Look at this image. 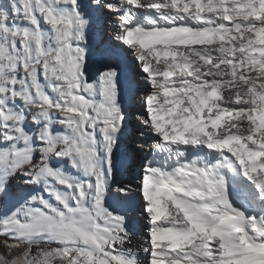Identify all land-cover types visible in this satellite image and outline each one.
I'll use <instances>...</instances> for the list:
<instances>
[{
	"label": "snow or ice",
	"instance_id": "6c2138e0",
	"mask_svg": "<svg viewBox=\"0 0 264 264\" xmlns=\"http://www.w3.org/2000/svg\"><path fill=\"white\" fill-rule=\"evenodd\" d=\"M67 2L0 0V56L17 50L30 54L29 44L22 42L29 39L35 42L37 55L43 54L41 44L49 31H41L42 18L57 43L63 42V47L56 49L55 61L74 77L77 64L72 52L80 49L71 43L73 29H77L75 40L83 41L89 20L79 10L78 0H70L71 8L60 6ZM91 3L117 15L114 39L131 50L149 86L140 98L142 110L135 119L157 137L149 152L167 154L162 157L163 165L154 158L146 162L136 189L131 184L117 188L125 196L135 191L143 200L142 210L150 225L148 246L141 249L144 264H244L264 258V0H171V7L183 5L184 13L193 12L194 6L191 24L181 16L150 15L167 5L149 0ZM138 9L145 10L142 20ZM160 20L170 27L161 28ZM26 67L11 64L17 81L21 80L19 71ZM46 68V64L36 67L32 87L37 94ZM24 77H28L27 71ZM85 82L86 90L99 83L104 100L114 105L95 107L99 116L120 113L119 128L104 121L113 135L107 128L101 129L107 142L105 175L112 176L114 148L127 120L119 103V73L115 67L108 68L95 82L86 78ZM0 83L4 85L0 87V196H4L9 178L25 167L28 182H38L36 177L44 171L59 179L58 172L45 165V156L47 153L50 160L52 155L63 154L33 144V133L25 127L28 111L23 108L30 97L20 94L24 84ZM49 131L54 133L55 127ZM134 148L144 151L139 145ZM34 151L40 153L35 162ZM81 157L85 171L91 172V155L85 159L81 153ZM96 190H107L99 178ZM197 198L206 203L195 204ZM102 199H97V205ZM37 200L32 195L0 218V235L7 237L0 242V264H35V257L42 254L55 257L44 264H59L60 259L73 264L76 253L62 250L59 241H52L57 246L43 253L28 239L52 228L51 217L44 214L47 201L32 206L30 202ZM241 201L252 204L250 214ZM154 206L158 213H153ZM102 212L123 221L118 242L101 246L97 236L91 237L107 257L102 264H133L131 249L123 247L131 237L126 217L108 207L97 214ZM161 222L173 226L153 227ZM59 227V236L72 235L73 225ZM79 234L87 241L86 233ZM86 255L91 264L92 253Z\"/></svg>",
	"mask_w": 264,
	"mask_h": 264
},
{
	"label": "bare ground",
	"instance_id": "6f19581e",
	"mask_svg": "<svg viewBox=\"0 0 264 264\" xmlns=\"http://www.w3.org/2000/svg\"><path fill=\"white\" fill-rule=\"evenodd\" d=\"M166 1L149 0L150 3L167 5L158 14L150 13V15L169 18L181 16L188 23H193L190 18L194 14V6L193 12L184 13L182 11L183 6H180L179 9H173L171 4L168 5L170 2L167 4ZM60 6L72 7L70 0ZM78 7L82 15L89 20V24L86 27V36L83 41L75 40L77 29H73L71 43L73 48L80 49L79 52H72V55L76 57L77 64L74 77L55 61L56 49L62 48L63 42L57 43L55 33L50 32V25H47L42 18L41 31H49L45 32L41 44L43 54L37 55L35 42L29 39L22 42L29 44L30 54L23 52V50H17L11 55L0 56V81L23 83L24 87L20 89V94L30 97L23 108L28 111L29 121L26 122L25 127L33 133V144L37 148H51L53 152L63 154L60 157L52 155L50 160L47 153L45 156V165H50L53 171L58 172L59 179L44 171L36 177L38 182H28L30 178L24 175V171H27L25 167L23 171H17L15 175L9 178V191L3 196V200L10 210L28 200L32 195H36L38 199L30 202L32 206H40L39 200L41 202L47 201L44 204V208L47 209L44 214L51 217L52 228L51 230L45 228L41 233L35 234V239L32 237H28V239L32 240V244L38 249L43 250V253H47L49 249L57 246L52 241H59L62 250L67 249L76 253L73 257V264H89L86 255L88 252L92 253L91 264H102V261L107 259L102 254V247L98 248L92 242L91 237L93 236L99 238L101 246L105 243L110 245L114 240L119 241L123 221L109 216L107 212L97 214L103 208L108 207L115 213L126 217V226L131 237L130 242L123 247L131 249L132 254L129 258L133 264H144L145 254L141 249L148 246L147 233L150 225L147 214L142 210L143 200L135 191L125 196L117 188L131 184L133 189H136L143 175L146 162L154 158L163 165L162 157L167 154L156 156L154 152H149L157 137L153 136L149 129L144 128L135 119L137 113L142 110L141 97L137 90L143 89L146 94L149 91V86L145 81L144 74L139 70L131 50L114 39V33L117 29V15L94 6L91 0H78ZM145 14V10H137V15L141 20ZM159 26L161 28L170 27L164 20L159 21ZM104 40L110 41L115 49L103 45L101 41ZM121 58L127 59L130 74ZM66 61L65 56V63ZM13 63L27 65L24 70L19 71L21 77L19 81L16 80L17 71L11 68ZM45 64L47 68L42 74V82L39 94H37L32 87V81L36 75L37 65L43 68ZM112 67H115L119 73L121 88L119 103L123 112L126 113L127 120L119 133L118 142L114 148L112 176H106L105 151L107 142L103 139L104 133L101 129L107 128L109 135H113L112 128L104 121L110 120L119 128L120 113L115 112L111 116H99L95 107L101 103H104L108 108H112L114 105L104 100L100 94L99 83L92 90H86L85 78L89 82H95L101 72ZM53 68L56 69L55 74L52 72ZM25 71L28 73L27 78L24 77ZM64 76H68V79L65 80ZM77 84L80 86L76 87ZM3 86V83H0V87ZM7 91H11V89L9 88ZM87 105L92 107L89 108ZM17 107L20 105L18 104ZM69 109L73 111H69ZM32 119L43 123L42 125L40 123L34 125L31 122ZM53 126L55 127L54 133L49 131ZM41 140L44 141L42 146L39 144ZM121 143L124 145V158L120 152L119 145ZM135 145H139L144 151H136ZM81 153L85 154V159L91 155V160L88 161L93 165L91 172L85 171ZM39 157L40 153L34 151L33 162ZM171 163L172 161L169 160V164ZM97 178L102 181V186L107 187L105 192H97ZM61 180L66 181V183L61 184ZM57 196L60 197L59 201L56 199ZM101 197L103 198L102 202L97 205V199ZM185 199L188 197L186 196ZM194 203L199 205L206 202L197 198ZM241 204L245 209H248L250 214L252 204L247 201H241ZM70 208L72 211H69ZM152 210L153 213L159 212L156 206ZM173 211L175 210L173 209ZM62 224L73 225L71 236L62 237L58 235L61 231L59 226ZM172 226L161 222L153 227ZM80 232L88 235L87 241L79 234ZM80 250L83 251L84 255L81 254ZM33 251L35 252V248ZM54 258V256L46 257L42 254L35 257V264H44L45 260L50 262ZM59 264H68V261L60 259ZM244 264H264V258L247 261Z\"/></svg>",
	"mask_w": 264,
	"mask_h": 264
},
{
	"label": "rangeland",
	"instance_id": "374dc122",
	"mask_svg": "<svg viewBox=\"0 0 264 264\" xmlns=\"http://www.w3.org/2000/svg\"><path fill=\"white\" fill-rule=\"evenodd\" d=\"M168 1V2H167ZM166 3L170 5L171 4V0H167ZM183 6V5H181ZM101 36V35H100ZM115 41V40H113ZM101 43H103V45H105L106 47H110L112 49H115L114 45L113 44H110L111 42L110 41H101ZM121 60L123 61V63L125 64V68L126 70L128 71V73L130 74V66H129V63L127 62V59L126 58H121ZM138 89V88H137ZM138 95H140V97H142L141 95L142 94H145L144 93V90L143 89H138ZM2 102V101H0ZM120 146V152H121V155L122 157L124 158L125 154H124V145H119ZM124 155V156H123ZM10 211V209L8 208L7 204L4 202L3 200V196H0V218L6 216L8 214V212ZM7 237L3 236V235H0V241H4Z\"/></svg>",
	"mask_w": 264,
	"mask_h": 264
}]
</instances>
